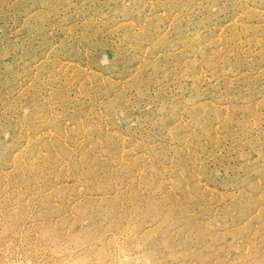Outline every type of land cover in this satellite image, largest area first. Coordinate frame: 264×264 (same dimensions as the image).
<instances>
[{
	"label": "rangeland",
	"instance_id": "374dc122",
	"mask_svg": "<svg viewBox=\"0 0 264 264\" xmlns=\"http://www.w3.org/2000/svg\"><path fill=\"white\" fill-rule=\"evenodd\" d=\"M0 264H264V0H0Z\"/></svg>",
	"mask_w": 264,
	"mask_h": 264
}]
</instances>
